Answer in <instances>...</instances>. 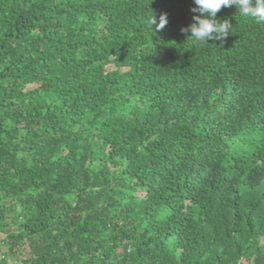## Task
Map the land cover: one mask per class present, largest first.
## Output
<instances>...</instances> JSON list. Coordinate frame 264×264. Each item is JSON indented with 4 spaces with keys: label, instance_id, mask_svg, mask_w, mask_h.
Listing matches in <instances>:
<instances>
[{
    "label": "trees",
    "instance_id": "obj_1",
    "mask_svg": "<svg viewBox=\"0 0 264 264\" xmlns=\"http://www.w3.org/2000/svg\"><path fill=\"white\" fill-rule=\"evenodd\" d=\"M193 7L0 0V264H264V22Z\"/></svg>",
    "mask_w": 264,
    "mask_h": 264
},
{
    "label": "clouds",
    "instance_id": "obj_2",
    "mask_svg": "<svg viewBox=\"0 0 264 264\" xmlns=\"http://www.w3.org/2000/svg\"><path fill=\"white\" fill-rule=\"evenodd\" d=\"M195 7L190 9L199 15L193 16V23L181 32H191L194 43L207 44L208 40H221L230 34L232 24L228 20L217 19V13L222 7H235L242 16L264 22V0H193ZM151 28L162 30L168 23L167 14L161 13L157 18L152 14ZM153 31V28H152Z\"/></svg>",
    "mask_w": 264,
    "mask_h": 264
},
{
    "label": "rangeland",
    "instance_id": "obj_3",
    "mask_svg": "<svg viewBox=\"0 0 264 264\" xmlns=\"http://www.w3.org/2000/svg\"><path fill=\"white\" fill-rule=\"evenodd\" d=\"M2 235H3V234L0 233V238H1ZM10 262H11V259H9V263H10Z\"/></svg>",
    "mask_w": 264,
    "mask_h": 264
},
{
    "label": "bare ground",
    "instance_id": "obj_4",
    "mask_svg": "<svg viewBox=\"0 0 264 264\" xmlns=\"http://www.w3.org/2000/svg\"><path fill=\"white\" fill-rule=\"evenodd\" d=\"M216 123H218V122H216ZM168 209V208H167ZM254 239V238H253ZM256 239V238H255ZM258 239V238H257Z\"/></svg>",
    "mask_w": 264,
    "mask_h": 264
}]
</instances>
